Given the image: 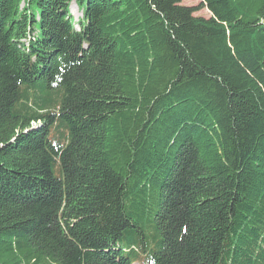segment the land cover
<instances>
[{"label": "trees", "instance_id": "1", "mask_svg": "<svg viewBox=\"0 0 264 264\" xmlns=\"http://www.w3.org/2000/svg\"><path fill=\"white\" fill-rule=\"evenodd\" d=\"M183 1L0 0V264H264V0Z\"/></svg>", "mask_w": 264, "mask_h": 264}, {"label": "rangeland", "instance_id": "2", "mask_svg": "<svg viewBox=\"0 0 264 264\" xmlns=\"http://www.w3.org/2000/svg\"><path fill=\"white\" fill-rule=\"evenodd\" d=\"M203 0H184L183 1V5H187V6H195L198 5L202 2ZM71 12L72 15L74 17L75 20V25L76 27L79 29V21L83 18V13L82 11L79 9V7L76 5V3H72L71 5ZM197 16H204L209 18L211 16V13L208 9H203L201 11H198L196 13ZM135 264H139V263H135Z\"/></svg>", "mask_w": 264, "mask_h": 264}]
</instances>
